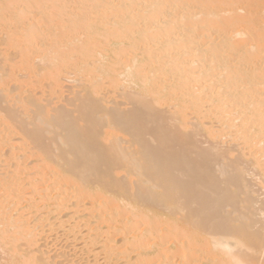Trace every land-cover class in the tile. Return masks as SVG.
I'll return each mask as SVG.
<instances>
[{"label": "bare ground", "instance_id": "obj_1", "mask_svg": "<svg viewBox=\"0 0 264 264\" xmlns=\"http://www.w3.org/2000/svg\"><path fill=\"white\" fill-rule=\"evenodd\" d=\"M251 181L264 0H0L6 264H264Z\"/></svg>", "mask_w": 264, "mask_h": 264}, {"label": "rangeland", "instance_id": "obj_2", "mask_svg": "<svg viewBox=\"0 0 264 264\" xmlns=\"http://www.w3.org/2000/svg\"><path fill=\"white\" fill-rule=\"evenodd\" d=\"M19 74H21V73H19ZM68 80H69V79H68ZM68 80H65V82L63 81V84H61V86H62V87H61V92H62V93L64 92L63 94H66V96H67V93H65V92L70 91V90H71V89H70V86H71L72 84H74V82H72L71 80L68 82ZM70 82H71L72 84H71ZM69 83H70V84H69ZM66 86H67V87H66ZM25 87H27V86H25ZM72 87H73V86H72ZM72 87H71V88H72ZM37 88H38V91H36ZM37 88H36V90H34V92H35L36 94H38V96L42 97V95H41V89H40L39 87H37ZM62 89H63V91H62ZM67 89H68V91H67ZM19 92H20V91H19ZM39 93H40V95H39ZM62 96H63L64 98L66 97V96H64V95H62ZM41 99L44 100L43 98H41ZM62 100H63V99H62ZM65 100H66V98H65ZM65 100H64V101H65ZM118 100H120V101L122 102L121 98H120V99H117V102H118ZM64 101H62V102H64ZM53 102H54V101H53ZM57 103H58L57 101L54 102V103H53V106L56 105ZM60 103H61V102H60ZM60 103L57 104V105L59 106ZM61 104H62V103H61ZM63 104H64V103H63ZM57 105H56V106H57ZM123 106H124V105H123ZM123 106L120 105V108H122V109L126 108V106H124V107H123ZM199 138H200V139H199ZM201 139H202L201 137H198V140L201 141ZM202 141H204V140H202ZM202 141H201V142H202ZM204 145H205V143H204ZM256 178H257V176H256ZM255 180H256V179H255ZM254 182H255V181H251V185H252V186L254 185V187H252V189L254 188V191H255L254 193H255L256 195H258L259 197H258V196H255V194H254V196L256 197V199H258L259 201L262 202V206H261V203H259V207L261 206L262 208H264V205H263V202H264V192H263V191H264V190L262 189V192H261V190H259V189H260L259 186H258V187L255 186L257 183L255 184ZM257 188H259V189L257 190ZM255 189H256V190H255ZM261 193H262V194H261ZM262 208H261V209H262ZM262 211H264V210H262ZM50 239H51V238H50ZM32 248H33V247H29L28 250H31ZM54 248L56 249V247H53V248H51V250L53 251ZM57 249H59V248H57ZM56 251H57V250H56ZM56 251H54V252H56ZM50 253H53V252L50 251ZM51 255H52V254H51ZM53 255H54V254H53ZM0 256H1V257H3V256L5 257V255H3V256L0 255ZM1 257H0V258H1ZM4 257H3V258H4ZM99 257H100V256H99ZM4 259H5V258H4ZM4 259L1 258V262H0V264H3V262L6 264V263L8 262L7 256H6V259H7L6 262L4 261ZM100 259H101V258H100ZM100 259H98V262H101V261H102V260H100ZM2 261H3V262H2Z\"/></svg>", "mask_w": 264, "mask_h": 264}, {"label": "snow or ice", "instance_id": "obj_3", "mask_svg": "<svg viewBox=\"0 0 264 264\" xmlns=\"http://www.w3.org/2000/svg\"><path fill=\"white\" fill-rule=\"evenodd\" d=\"M219 223L223 224L224 222H223V221H221V222H219Z\"/></svg>", "mask_w": 264, "mask_h": 264}]
</instances>
